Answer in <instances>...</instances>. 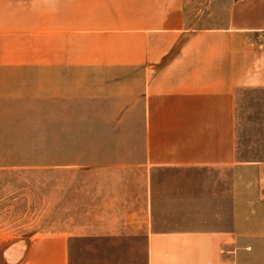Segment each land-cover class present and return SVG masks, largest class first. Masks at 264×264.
Instances as JSON below:
<instances>
[{"label":"crops","instance_id":"crops-1","mask_svg":"<svg viewBox=\"0 0 264 264\" xmlns=\"http://www.w3.org/2000/svg\"><path fill=\"white\" fill-rule=\"evenodd\" d=\"M218 12L192 28L185 0H0L3 120L25 97L77 99L114 133L48 145L84 154L49 169L77 174L55 209L78 223L0 233V264H264V129L253 160L237 130L238 93L264 91V0Z\"/></svg>","mask_w":264,"mask_h":264},{"label":"rangeland","instance_id":"rangeland-1","mask_svg":"<svg viewBox=\"0 0 264 264\" xmlns=\"http://www.w3.org/2000/svg\"><path fill=\"white\" fill-rule=\"evenodd\" d=\"M231 1L185 0L188 24L192 28L207 26L210 23L208 17L211 22L216 20L218 11H222ZM61 101L56 98L52 104L47 97H25L23 113L17 115L22 117L20 120H3L14 117V113L0 112V148L10 149L9 152H0V164L38 168L33 174L0 173L1 234L27 235L78 223L79 218L58 216L55 209L58 203H62L63 177L70 179L77 174L49 169L77 160L84 154L48 152V145L113 143V124L98 119L80 121L79 114L74 113L78 108L77 99H72L65 106ZM237 106L238 154L240 159L253 160L256 156L255 132L264 129V91L238 93ZM86 116L93 117L90 114ZM30 148L38 151L30 152ZM13 149L22 151L14 152ZM206 176L205 172L200 171L193 180L198 179L197 182L202 185Z\"/></svg>","mask_w":264,"mask_h":264}]
</instances>
